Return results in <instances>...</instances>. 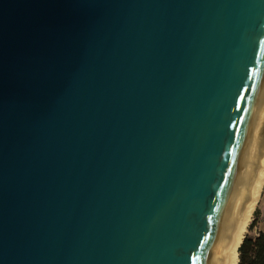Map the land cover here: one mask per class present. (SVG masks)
I'll return each instance as SVG.
<instances>
[{
	"label": "water",
	"instance_id": "obj_1",
	"mask_svg": "<svg viewBox=\"0 0 264 264\" xmlns=\"http://www.w3.org/2000/svg\"><path fill=\"white\" fill-rule=\"evenodd\" d=\"M263 88L264 0H0V264H210Z\"/></svg>",
	"mask_w": 264,
	"mask_h": 264
},
{
	"label": "bare ground",
	"instance_id": "obj_2",
	"mask_svg": "<svg viewBox=\"0 0 264 264\" xmlns=\"http://www.w3.org/2000/svg\"><path fill=\"white\" fill-rule=\"evenodd\" d=\"M264 189V88L229 194L210 264H238L246 236Z\"/></svg>",
	"mask_w": 264,
	"mask_h": 264
},
{
	"label": "trees",
	"instance_id": "obj_3",
	"mask_svg": "<svg viewBox=\"0 0 264 264\" xmlns=\"http://www.w3.org/2000/svg\"><path fill=\"white\" fill-rule=\"evenodd\" d=\"M259 209L255 211V219L249 225V233L246 234L239 248L238 264H264V227H257ZM257 229L255 234H251Z\"/></svg>",
	"mask_w": 264,
	"mask_h": 264
},
{
	"label": "rangeland",
	"instance_id": "obj_4",
	"mask_svg": "<svg viewBox=\"0 0 264 264\" xmlns=\"http://www.w3.org/2000/svg\"><path fill=\"white\" fill-rule=\"evenodd\" d=\"M259 209V216H258V225L257 227H260V228H263L264 227V189H263V193H262V196L260 198V202L257 204V207L255 209V211ZM255 214V212H254ZM253 214V217H252V220L250 222V225L251 223L253 222V220L255 219V215ZM257 231V229H255L253 232H251V234H255ZM249 233V228H248V231L246 234Z\"/></svg>",
	"mask_w": 264,
	"mask_h": 264
}]
</instances>
